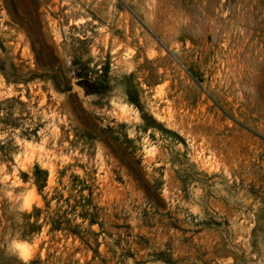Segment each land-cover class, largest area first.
<instances>
[{
	"label": "rangeland",
	"instance_id": "374dc122",
	"mask_svg": "<svg viewBox=\"0 0 264 264\" xmlns=\"http://www.w3.org/2000/svg\"><path fill=\"white\" fill-rule=\"evenodd\" d=\"M12 238L264 264V0H0V264Z\"/></svg>",
	"mask_w": 264,
	"mask_h": 264
},
{
	"label": "clouds",
	"instance_id": "9594fccd",
	"mask_svg": "<svg viewBox=\"0 0 264 264\" xmlns=\"http://www.w3.org/2000/svg\"><path fill=\"white\" fill-rule=\"evenodd\" d=\"M28 242L18 238H12L8 245V251L16 255L23 264H29L30 257L27 255Z\"/></svg>",
	"mask_w": 264,
	"mask_h": 264
},
{
	"label": "water",
	"instance_id": "95a60500",
	"mask_svg": "<svg viewBox=\"0 0 264 264\" xmlns=\"http://www.w3.org/2000/svg\"><path fill=\"white\" fill-rule=\"evenodd\" d=\"M79 82H80V79H78V78H73L72 79L71 83H72L73 90L75 92H77L82 98L87 99L86 91H85L84 87L79 85Z\"/></svg>",
	"mask_w": 264,
	"mask_h": 264
},
{
	"label": "trees",
	"instance_id": "16d2710c",
	"mask_svg": "<svg viewBox=\"0 0 264 264\" xmlns=\"http://www.w3.org/2000/svg\"><path fill=\"white\" fill-rule=\"evenodd\" d=\"M30 226L33 229V233H37L40 230V228L42 227V224H40L39 220L37 219L34 222H32L30 224Z\"/></svg>",
	"mask_w": 264,
	"mask_h": 264
}]
</instances>
